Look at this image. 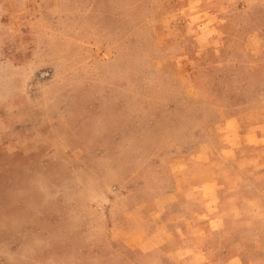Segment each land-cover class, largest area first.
Returning a JSON list of instances; mask_svg holds the SVG:
<instances>
[{
    "label": "rangeland",
    "instance_id": "374dc122",
    "mask_svg": "<svg viewBox=\"0 0 264 264\" xmlns=\"http://www.w3.org/2000/svg\"><path fill=\"white\" fill-rule=\"evenodd\" d=\"M0 264H264V0H0Z\"/></svg>",
    "mask_w": 264,
    "mask_h": 264
},
{
    "label": "crops",
    "instance_id": "0c3cea01",
    "mask_svg": "<svg viewBox=\"0 0 264 264\" xmlns=\"http://www.w3.org/2000/svg\"><path fill=\"white\" fill-rule=\"evenodd\" d=\"M139 224H141V223H139Z\"/></svg>",
    "mask_w": 264,
    "mask_h": 264
}]
</instances>
